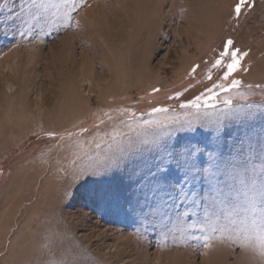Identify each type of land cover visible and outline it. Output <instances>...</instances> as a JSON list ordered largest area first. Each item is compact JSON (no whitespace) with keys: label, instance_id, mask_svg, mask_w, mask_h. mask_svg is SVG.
Masks as SVG:
<instances>
[{"label":"rangeland","instance_id":"obj_1","mask_svg":"<svg viewBox=\"0 0 264 264\" xmlns=\"http://www.w3.org/2000/svg\"><path fill=\"white\" fill-rule=\"evenodd\" d=\"M238 2L72 0L69 18L61 0H0V264H264L230 233L205 248L218 233L170 231L182 227L177 213L186 223L253 218L240 171L248 142L243 153L233 142L240 125L225 122L218 142L180 107L233 79L207 111L227 110L226 98L264 104V0L237 16ZM228 40L225 63L232 49L247 55L221 80L225 69L211 66ZM252 111L258 150L264 109ZM174 146L204 154L188 158L190 170L173 162L168 184L142 186ZM110 157L123 163L91 174Z\"/></svg>","mask_w":264,"mask_h":264},{"label":"snow or ice","instance_id":"obj_2","mask_svg":"<svg viewBox=\"0 0 264 264\" xmlns=\"http://www.w3.org/2000/svg\"><path fill=\"white\" fill-rule=\"evenodd\" d=\"M61 4L67 9L65 15L69 18L75 8L72 6V0H61ZM251 7V3L248 0H239L234 6V11L238 16L240 14L241 8L244 6ZM232 44L231 40H228L224 44V51H222L214 63L212 68L222 67L225 70L221 80H227L229 76L236 72L239 67V60L247 53H240L237 49L231 50V56L228 62L225 63L224 57L229 54V45ZM195 71V68H193ZM208 79H211V71L208 70ZM240 84L239 80L233 79L231 83L225 87L223 83L217 82L213 84L211 88L206 89L209 95L205 96L203 93L196 96L194 99L182 103L180 107L184 108L186 105H190L196 110L197 119L203 118L208 123L205 127H210L211 134L215 136L216 140L222 141L225 131V122H235L240 127L237 129L236 135L233 137V142L238 143L239 150L241 153L245 150V142H248V155L245 157L244 163L241 165L240 171L243 173L245 178L251 185L252 192L254 195L249 201L250 207L253 211V218L248 221L247 218H241L239 220L233 218L232 213H227L223 217L221 216H208L206 214L205 219L202 223H186L183 221L184 213H177L175 225H182L180 228L174 226L170 231L179 230L181 232H187L188 229L201 228L205 232H211L217 234L214 237H205L204 247H209L207 242L210 238L223 239L225 238V233H230L229 238H235L239 241L240 246L245 249H250L254 253H257L264 262V132L261 134L259 139V148L253 149L252 146V135L250 121L254 119L255 113L252 111L253 108L259 107L264 109V104L261 105H236L233 106L231 98H226L224 100V105L227 110L221 111H207V109H214L215 105L210 103L215 97L216 93L214 89L219 88L221 91H227L229 88H235ZM251 87V86H249ZM179 96L180 93H176ZM240 98L246 100L247 96L240 94ZM201 109H205L201 113ZM153 112L164 111L162 108H153ZM152 121H144V124H151ZM81 132H85L86 129H80ZM49 135H53L49 133ZM71 135V133H69ZM103 143V141H101ZM99 147V144L96 145ZM207 147V146H205ZM203 155V149L195 146H189L186 149L180 148L179 150L174 149L169 152L165 157H158L156 163L153 164L152 168H148L146 173H142L138 179L144 187H149L151 185H160L161 183L168 184L169 178L167 175V170L171 168L174 162L178 168L186 167L191 169L195 166V161L193 160L189 163V157L196 156L197 154ZM184 159H181V156ZM210 157L212 154H209ZM123 161L120 157H110L104 160L102 164H91L89 165L92 175H99L109 169L119 167ZM153 168L155 171H153ZM207 171V170H205ZM79 179V177H77ZM186 198V197H184ZM152 210L150 209V213ZM154 214V213H153ZM147 220V217H145ZM222 221H227L224 223ZM147 231V228L145 229ZM191 239H198L197 237H191ZM188 240H185L187 243Z\"/></svg>","mask_w":264,"mask_h":264},{"label":"bare ground","instance_id":"obj_3","mask_svg":"<svg viewBox=\"0 0 264 264\" xmlns=\"http://www.w3.org/2000/svg\"><path fill=\"white\" fill-rule=\"evenodd\" d=\"M140 10H141V9H140ZM146 10H147V9H145V8H142V10H141V15H142L141 18H142V19L144 18V14H143V13H144V11H146Z\"/></svg>","mask_w":264,"mask_h":264}]
</instances>
